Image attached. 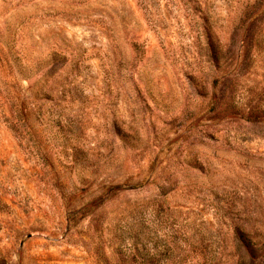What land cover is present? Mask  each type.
I'll list each match as a JSON object with an SVG mask.
<instances>
[{
    "label": "rangeland",
    "instance_id": "obj_1",
    "mask_svg": "<svg viewBox=\"0 0 264 264\" xmlns=\"http://www.w3.org/2000/svg\"><path fill=\"white\" fill-rule=\"evenodd\" d=\"M0 264H264V0H0Z\"/></svg>",
    "mask_w": 264,
    "mask_h": 264
}]
</instances>
